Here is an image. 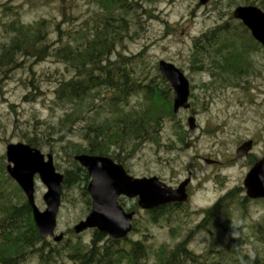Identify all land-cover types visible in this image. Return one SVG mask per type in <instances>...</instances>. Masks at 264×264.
I'll return each mask as SVG.
<instances>
[{
  "label": "rangeland",
  "instance_id": "rangeland-1",
  "mask_svg": "<svg viewBox=\"0 0 264 264\" xmlns=\"http://www.w3.org/2000/svg\"><path fill=\"white\" fill-rule=\"evenodd\" d=\"M132 1L138 5L137 18L135 13L129 17V29L119 52L139 55L138 72L148 78L158 74L159 60L180 69L190 84L191 114L180 111L174 120L164 119L158 145L146 141L132 153H123L124 165L132 177H157L170 187L190 176L191 195L180 210L156 223H151L149 215L137 209L133 223L137 231L131 238L141 240L145 234L150 254L160 245L171 248L186 240L188 248L196 254L234 247L251 256L257 255L260 264H264V240H260L264 237V201L247 200L242 188L251 164L264 156V51L258 49L250 55L249 76L222 82H212L208 72L194 71L190 59L193 39L230 22L229 14L243 5L239 0H210L205 6H199V0ZM62 4L61 10L56 0H0V46L9 36L5 26L13 20L25 25L47 21L49 42H56L63 36L57 27L65 37L68 34L75 38V31L82 28L88 35L94 23L104 16L94 0H63ZM230 23L236 26L235 22ZM20 61L17 68L0 69V156L5 155L8 144L25 143L23 136L48 137L49 146L42 145L39 150L43 155L52 154L54 166L62 173L69 167L62 153L64 139L86 145L79 140V132L106 114L96 115L85 106L69 129H61L59 122L70 107L57 102L53 91L57 81L71 77L72 69L47 56ZM142 106L141 96L129 99L128 108ZM190 115L195 118L194 131L187 127ZM247 140L253 141L251 154L235 159L236 149ZM205 160L218 164H206ZM34 182V202L43 211L46 189L36 177ZM230 192H233L231 198L221 201L219 219L197 229L203 220L202 212ZM83 202L76 188L66 192L57 215L56 234L66 238L84 220L89 209ZM122 204L130 208L135 203L126 200ZM259 226L261 236L256 230ZM91 231L69 236L74 242L79 238L88 243ZM62 259L63 264H72ZM23 264H37V259L30 258Z\"/></svg>",
  "mask_w": 264,
  "mask_h": 264
},
{
  "label": "trees",
  "instance_id": "trees-1",
  "mask_svg": "<svg viewBox=\"0 0 264 264\" xmlns=\"http://www.w3.org/2000/svg\"><path fill=\"white\" fill-rule=\"evenodd\" d=\"M56 1L62 10L63 0ZM94 1L104 16L94 23L88 35L84 34L85 29L82 28L75 31V38L68 34L65 37L64 32L56 26L57 32L63 36L56 42H49L47 21L25 25L13 20L5 26L9 36L0 46V69L19 67L21 58L41 59L45 56L72 69L71 77L57 81L53 91L57 102L70 107L59 122L61 129H69L82 115L85 106L96 115L102 112L106 114L102 120H92L79 132V140L86 142V145L64 139L62 146V153L69 164L62 171V200L67 191L76 188L88 209L90 198L86 186L89 176L73 157L80 154L105 156L126 168L123 153H132L146 141L158 145L163 120H173L174 117L171 91L165 80L159 73L151 78L142 75L138 72L136 61L139 55L127 56L118 50L128 32L129 17L134 13L136 15L138 5L132 0ZM239 1L242 5H255L264 11V0ZM229 20L235 22L236 26L224 22L192 42L191 67L196 72H208L212 82L249 76L252 69L250 55L260 49L248 31L230 14ZM137 95L142 97L143 106L139 109L128 108L129 99ZM177 128L181 130L179 126ZM47 139L51 138L23 136L26 144L38 149L42 145L49 146ZM55 168L58 170L57 165ZM231 194L233 192L202 212L203 220L197 229H204L219 219L223 207L221 201L231 198ZM120 204L124 206L122 202ZM182 206L167 205L145 213L149 215L151 223H156ZM124 208L127 211L136 210V204ZM133 223L132 232L121 240H113L96 230L91 231L88 243H83L79 238L74 242L70 237H76L72 230L57 243L41 238L27 201L7 175L5 157L0 156V264H23L33 257L37 259V264H63V257L72 264H260L261 261L257 255L251 256L234 247H228L226 251L208 249L196 254L188 248L186 240L171 248L160 245L150 254L145 234L141 235V240L131 238L137 231ZM256 230L261 236L260 226ZM260 240H264V237Z\"/></svg>",
  "mask_w": 264,
  "mask_h": 264
},
{
  "label": "water",
  "instance_id": "water-1",
  "mask_svg": "<svg viewBox=\"0 0 264 264\" xmlns=\"http://www.w3.org/2000/svg\"><path fill=\"white\" fill-rule=\"evenodd\" d=\"M210 0H199L205 6ZM232 17L250 32L252 38L264 50V11L253 5L237 6ZM158 71L172 90V112L190 109L189 82L181 70L173 64L160 60ZM188 129H195L194 117L187 119ZM252 141L243 142L235 151L237 159L246 157L252 149ZM6 172L24 194L31 210L35 228L41 238H52L59 242L63 234H55L57 214L61 205L63 175L56 171L53 155H43L38 148L26 143L8 144L5 149ZM73 160L89 176L86 192L91 200L90 211L73 227L75 234L96 230L113 240L126 238L131 232L134 212H126L118 203L120 197L136 200L137 207L149 211L168 204H182L188 199L187 178L176 188L163 184L157 177L135 178L130 176L122 165L108 157L80 154ZM213 164V161H205ZM45 186L42 200L45 209L40 211L34 202V178ZM242 186L245 196L251 200L264 199V156L248 170Z\"/></svg>",
  "mask_w": 264,
  "mask_h": 264
},
{
  "label": "flooded vegetation",
  "instance_id": "flooded-vegetation-1",
  "mask_svg": "<svg viewBox=\"0 0 264 264\" xmlns=\"http://www.w3.org/2000/svg\"><path fill=\"white\" fill-rule=\"evenodd\" d=\"M218 164V163H217ZM190 184V183H189ZM189 184H188V186L186 187V194L188 195V200H189V198H190V186H189ZM135 202H136V200H134Z\"/></svg>",
  "mask_w": 264,
  "mask_h": 264
}]
</instances>
